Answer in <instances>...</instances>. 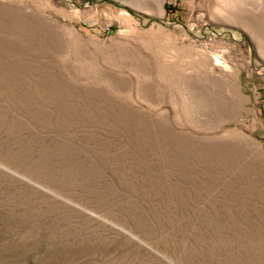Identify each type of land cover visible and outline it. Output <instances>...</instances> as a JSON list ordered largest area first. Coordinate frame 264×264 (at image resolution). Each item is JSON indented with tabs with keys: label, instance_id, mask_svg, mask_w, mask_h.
<instances>
[{
	"label": "rangeland",
	"instance_id": "obj_1",
	"mask_svg": "<svg viewBox=\"0 0 264 264\" xmlns=\"http://www.w3.org/2000/svg\"><path fill=\"white\" fill-rule=\"evenodd\" d=\"M0 264H264V0H0Z\"/></svg>",
	"mask_w": 264,
	"mask_h": 264
}]
</instances>
